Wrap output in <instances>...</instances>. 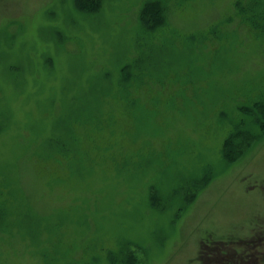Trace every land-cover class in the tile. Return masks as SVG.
<instances>
[{"label":"rangeland","instance_id":"374dc122","mask_svg":"<svg viewBox=\"0 0 264 264\" xmlns=\"http://www.w3.org/2000/svg\"><path fill=\"white\" fill-rule=\"evenodd\" d=\"M88 1L0 0V264H264V0Z\"/></svg>","mask_w":264,"mask_h":264},{"label":"flooded vegetation","instance_id":"af4514ba","mask_svg":"<svg viewBox=\"0 0 264 264\" xmlns=\"http://www.w3.org/2000/svg\"><path fill=\"white\" fill-rule=\"evenodd\" d=\"M253 246V243H249V244H247V246L245 247V248H248V249H244L243 251H239L238 249H237V252L235 253V254H228L227 252H223L224 253V255H225V258H221V260H219V263H221L223 260H225V261H227L228 260V263L229 264H249V261H250V259L252 258V256H251V253L253 252V250H254V248H257L258 249V245L256 244V245H254V248L252 247ZM244 251H245V253H244ZM215 253H218V252H215ZM221 253V252H220ZM217 256H218V254H217ZM221 256H223V255H221ZM234 257H236L237 258V260H242V259H244V257H245V261L244 260H242L241 262H237L235 259H234ZM223 264V263H222ZM227 264V263H226Z\"/></svg>","mask_w":264,"mask_h":264},{"label":"trees","instance_id":"16d2710c","mask_svg":"<svg viewBox=\"0 0 264 264\" xmlns=\"http://www.w3.org/2000/svg\"><path fill=\"white\" fill-rule=\"evenodd\" d=\"M91 1V0H90ZM90 1H88V3L90 2ZM76 2H77V5H78V7L79 8H81V9H84V8H86L87 7V0H86V3L83 1V0H76ZM93 8H95V6H92ZM253 107L254 108H256V107H264V106H262V105H260V104H255V105H253ZM234 136H236V134L234 135ZM259 246V245H258ZM234 259L237 261V262H241L242 260H244L245 259V257H244V259H242L241 261L240 260H237V258L236 257H234ZM245 261V260H244ZM229 264L228 263V260L227 261H225V260H223L221 263H219V264Z\"/></svg>","mask_w":264,"mask_h":264}]
</instances>
